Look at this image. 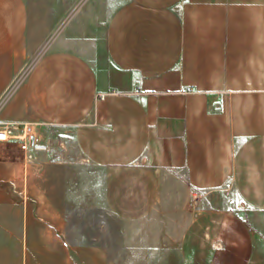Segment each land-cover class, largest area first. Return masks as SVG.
Wrapping results in <instances>:
<instances>
[{
    "label": "crops",
    "instance_id": "obj_1",
    "mask_svg": "<svg viewBox=\"0 0 264 264\" xmlns=\"http://www.w3.org/2000/svg\"><path fill=\"white\" fill-rule=\"evenodd\" d=\"M93 7L12 91L29 6L0 0V124L60 132L118 237L82 244L0 190V264H264V0ZM14 164L0 156V182Z\"/></svg>",
    "mask_w": 264,
    "mask_h": 264
},
{
    "label": "rangeland",
    "instance_id": "obj_2",
    "mask_svg": "<svg viewBox=\"0 0 264 264\" xmlns=\"http://www.w3.org/2000/svg\"><path fill=\"white\" fill-rule=\"evenodd\" d=\"M26 1L30 14V53L12 85V91L21 85L33 61L46 50L62 26L74 20L79 10L80 16L83 13L84 21H87L94 9V0ZM73 153L70 151L68 162L63 163L53 162L41 153L37 154L35 161H23L22 153L12 145H0V156L15 163L9 170L8 180L0 182V190L8 189V193L25 202L38 222L48 226L68 223L69 233L73 236L80 234V243L108 247L118 237L122 220L107 210L98 193L92 197L91 190H96L99 184L87 181L88 171L82 167L86 162L83 158L78 162ZM63 190L64 198L61 197Z\"/></svg>",
    "mask_w": 264,
    "mask_h": 264
},
{
    "label": "built area",
    "instance_id": "obj_3",
    "mask_svg": "<svg viewBox=\"0 0 264 264\" xmlns=\"http://www.w3.org/2000/svg\"><path fill=\"white\" fill-rule=\"evenodd\" d=\"M61 133L51 129L41 141L35 126L28 122H8L0 124V143H14L18 150L30 159L32 152H42L44 156L57 163L68 162L69 153L65 148ZM80 161V159H78Z\"/></svg>",
    "mask_w": 264,
    "mask_h": 264
},
{
    "label": "bare ground",
    "instance_id": "obj_4",
    "mask_svg": "<svg viewBox=\"0 0 264 264\" xmlns=\"http://www.w3.org/2000/svg\"><path fill=\"white\" fill-rule=\"evenodd\" d=\"M40 153H41L42 155H44L42 152H39V151L32 152V153L30 154V159H31L32 161H35L37 154H40ZM227 185H228V184H227Z\"/></svg>",
    "mask_w": 264,
    "mask_h": 264
}]
</instances>
